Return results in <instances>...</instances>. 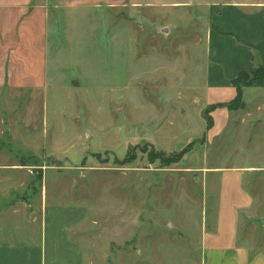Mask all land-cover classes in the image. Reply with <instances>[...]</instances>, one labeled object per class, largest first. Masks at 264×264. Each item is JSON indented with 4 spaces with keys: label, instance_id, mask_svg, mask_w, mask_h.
Listing matches in <instances>:
<instances>
[{
    "label": "rangeland",
    "instance_id": "374dc122",
    "mask_svg": "<svg viewBox=\"0 0 264 264\" xmlns=\"http://www.w3.org/2000/svg\"><path fill=\"white\" fill-rule=\"evenodd\" d=\"M172 1L132 19L120 10L113 26L93 32L87 19L79 34L56 39L47 91L0 95V164L18 165L25 206L43 198L46 208L80 214L70 233L82 264H204L200 239L214 200L206 169L264 168V86L210 104L205 81L217 7L257 9L264 0ZM10 115L18 153L5 130ZM248 184L257 202L239 231L261 249L264 169Z\"/></svg>",
    "mask_w": 264,
    "mask_h": 264
},
{
    "label": "crops",
    "instance_id": "0c3cea01",
    "mask_svg": "<svg viewBox=\"0 0 264 264\" xmlns=\"http://www.w3.org/2000/svg\"><path fill=\"white\" fill-rule=\"evenodd\" d=\"M162 3L0 0V95L13 92L17 97L18 91H47L53 83L49 72L55 65L50 60L56 53V39L75 27L79 34L87 19L93 32L109 21L113 26L120 10L130 11L128 17L132 19ZM172 3L177 6L179 1ZM215 18V29H208L205 35V81L207 96L212 97L210 104L234 96L231 79L241 71H252L254 51H258V60L264 65V6L253 9L242 1L223 2ZM116 28L120 29V22ZM5 121L11 124L5 130L10 131L9 138L14 139L18 153V116H7ZM263 169L248 165L206 169L205 187L212 191L207 196L214 200L207 217L209 226L200 239L204 264H264V248L256 249L239 231L257 202L248 186L249 178ZM45 203L42 198L41 205L32 209L19 202L18 165L0 164V264H82L81 247L70 233L80 221V214L69 208H46ZM18 219L23 222L22 229L18 228Z\"/></svg>",
    "mask_w": 264,
    "mask_h": 264
},
{
    "label": "trees",
    "instance_id": "16d2710c",
    "mask_svg": "<svg viewBox=\"0 0 264 264\" xmlns=\"http://www.w3.org/2000/svg\"><path fill=\"white\" fill-rule=\"evenodd\" d=\"M231 84L235 88L236 99L241 98L243 87L264 86V65H255L250 72L241 71L236 77L231 79ZM209 125V123H207Z\"/></svg>",
    "mask_w": 264,
    "mask_h": 264
},
{
    "label": "water",
    "instance_id": "95a60500",
    "mask_svg": "<svg viewBox=\"0 0 264 264\" xmlns=\"http://www.w3.org/2000/svg\"><path fill=\"white\" fill-rule=\"evenodd\" d=\"M159 29V28H158ZM167 28H161V29H159L161 32H164V33H166V30Z\"/></svg>",
    "mask_w": 264,
    "mask_h": 264
}]
</instances>
